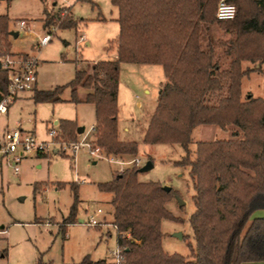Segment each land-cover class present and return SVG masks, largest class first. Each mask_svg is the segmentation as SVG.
Instances as JSON below:
<instances>
[{
	"label": "trees",
	"instance_id": "16d2710c",
	"mask_svg": "<svg viewBox=\"0 0 264 264\" xmlns=\"http://www.w3.org/2000/svg\"><path fill=\"white\" fill-rule=\"evenodd\" d=\"M110 1L117 10L116 59L86 69L79 68L81 59L75 61V76L67 85L69 102L93 106L94 148L124 163L132 161L138 144L118 136L120 65L160 66L166 83L158 91L142 144L180 146L184 155L174 166L188 169L193 182L194 211L188 222L194 247L188 245L189 258L162 249V222L177 221L165 208L175 196L172 189L165 192L156 182H140V168L134 165L97 185L100 193L112 195L111 225L122 264L264 263V218L251 220L255 210H264V99L241 97L242 80L264 67V0H225L236 10L230 21L215 17L221 0ZM8 23L7 16H0V60L12 57ZM79 23L68 8H61L44 27L76 29ZM214 27L227 39H216ZM244 63L253 68L243 69ZM7 84V72L1 69L0 98ZM65 88L34 90L30 100L34 105L62 102ZM201 126L231 128V139L197 142L192 152L193 131ZM71 127L59 122V138H75ZM72 189L76 194L77 187ZM77 203L75 196L60 232L76 223ZM35 264L46 263L38 259Z\"/></svg>",
	"mask_w": 264,
	"mask_h": 264
},
{
	"label": "rangeland",
	"instance_id": "374dc122",
	"mask_svg": "<svg viewBox=\"0 0 264 264\" xmlns=\"http://www.w3.org/2000/svg\"><path fill=\"white\" fill-rule=\"evenodd\" d=\"M61 8H68L73 20L80 22L76 29H59L58 24L44 27ZM65 15L63 12L62 16ZM0 16H7L9 34H18L17 38L9 35L10 58L36 59V90L66 87L60 96L62 102L34 105L30 94H23L8 115L0 117V133L5 126L13 129L21 124L23 129L34 133L38 142H49L48 132L51 129L58 131L59 122L70 123L73 132L80 128L84 130L71 140L57 138L53 154L46 155L45 159L31 156L22 160L17 176L13 167L0 161V264H35L38 259L46 264H82L83 261L113 264L112 254L117 245L116 232L111 225L112 195L100 193L97 185L110 182L133 165L121 164L122 160L106 156L102 150L101 158L92 157L86 147L76 153L70 151V145L81 144L83 140L94 148L89 130L95 125V112L91 105L69 102L71 90L67 85L74 79L75 61L81 59L79 68L86 69L88 64L116 59L117 10L110 0H2ZM21 21L27 25L24 31L19 28ZM54 28L57 30L51 41L38 47L42 37ZM212 32L216 39H227L216 27ZM81 36L89 40V47L80 41ZM227 62L224 58V63ZM242 68L253 67L244 63ZM164 83L166 79L160 66L120 65L118 136L120 141L138 144L135 157L140 161L138 168L147 162L153 164L150 171L138 174V180L156 182L175 193L165 208L177 221L162 222V249L166 254L189 258L188 245L194 247L188 222L194 211L193 182L188 169L174 166L184 155L183 150L178 145L142 144L158 91ZM241 89L243 101L249 94L264 99V67L244 78ZM82 96L79 91L78 97ZM232 131L231 128L222 131L215 126L198 127L193 131L189 150L194 152L197 142L230 140ZM58 144L67 148L66 154L61 149L62 153L54 155L60 148ZM72 187H77L76 194ZM75 196L78 201L76 223L67 225L62 233L58 227L68 217ZM178 200L184 206L180 207ZM98 210L101 214H97ZM90 217L100 223L96 228L85 225ZM254 218H264V210H255L251 220ZM178 234L181 239L175 236Z\"/></svg>",
	"mask_w": 264,
	"mask_h": 264
},
{
	"label": "built area",
	"instance_id": "2783aa9c",
	"mask_svg": "<svg viewBox=\"0 0 264 264\" xmlns=\"http://www.w3.org/2000/svg\"><path fill=\"white\" fill-rule=\"evenodd\" d=\"M235 7L226 3L225 0H221L216 8L215 17L218 21H230L235 17ZM20 30H26L27 25L21 21L19 23ZM54 31L45 34L44 37L38 43V47L46 46L52 39V36L56 33L57 28ZM83 37H80V41ZM1 69L7 72V89L6 92L0 98V117L7 115L9 108L17 101L20 95L25 93H32L36 83V59L32 60H19L10 57L2 58L0 60ZM94 128L91 127L89 134L93 133ZM0 161H4L7 165L13 167V173L15 176L19 174V164L22 160L34 156L35 158L40 156H48L53 154L56 146V140L59 138L58 131L51 129L48 132L49 142H38L33 132L23 129L20 126H16L13 129H5L0 134ZM58 148L54 155L62 153L61 149H64V154L67 152V148L63 144H58ZM63 147V148H62ZM71 152L76 153L80 148L86 147L89 154L95 158H101L100 150L97 148H91L87 143L72 144L70 145ZM134 166H139L140 161L133 159L129 163ZM97 214H101L98 210ZM100 223L94 217H90L85 223L88 228H96ZM113 256V264H122L123 257L121 250L117 247Z\"/></svg>",
	"mask_w": 264,
	"mask_h": 264
},
{
	"label": "water",
	"instance_id": "95a60500",
	"mask_svg": "<svg viewBox=\"0 0 264 264\" xmlns=\"http://www.w3.org/2000/svg\"><path fill=\"white\" fill-rule=\"evenodd\" d=\"M9 35L13 36L14 38H17V37H18V34H17V33H11V34H9ZM0 70H1V63H0ZM83 132H84V130L81 129V128L77 130V134H78V135L83 134ZM152 168H153V164H152L151 162H147V163H145V165H144L143 167H141V168L139 169L138 173L141 174V173L148 172V171H150ZM163 190H164L165 192H169L171 189H170L169 187H163ZM176 198H177V197H176ZM178 202H179V206H180V207L184 206V203H183V202H181V201H179V200H178ZM79 223L82 224V221H79ZM175 236L178 237L179 239H181V235L178 234V235H175Z\"/></svg>",
	"mask_w": 264,
	"mask_h": 264
},
{
	"label": "crops",
	"instance_id": "0c3cea01",
	"mask_svg": "<svg viewBox=\"0 0 264 264\" xmlns=\"http://www.w3.org/2000/svg\"><path fill=\"white\" fill-rule=\"evenodd\" d=\"M81 37H83L82 42L84 43V45H85L86 47H89V46H90V42H89V40H86V39L84 38V36H81ZM116 37H117V36H116ZM114 57L116 58V55H115ZM36 83H37V81H36ZM36 83H35V86H34V90H36ZM144 92H145V94H148V90L145 89ZM29 94H30V96L32 95V93H29ZM22 95H23V94H22ZM22 95H20V97L17 99V101L22 99ZM29 98H30V97H29ZM17 101H16V102H17ZM12 106H13V105H12ZM12 106H11V107H12ZM11 107H10V108H11ZM10 108H9V110H10ZM9 110H8V112H9ZM7 115H8V113H7ZM57 123H58V122H55L54 124L57 125ZM17 126L22 127L21 124H18ZM92 127H93V126H92ZM3 129L5 130V129H9V128H8L7 126H5ZM0 134H1V133H0ZM33 134H34V133H33ZM0 136H1V135H0ZM79 221H82V220H79ZM255 264H264V263H255Z\"/></svg>",
	"mask_w": 264,
	"mask_h": 264
}]
</instances>
